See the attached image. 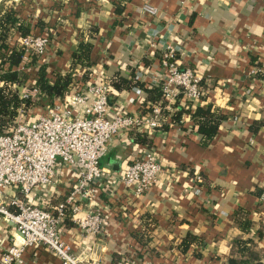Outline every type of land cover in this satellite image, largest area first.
I'll return each instance as SVG.
<instances>
[{"label":"crops","instance_id":"crops-1","mask_svg":"<svg viewBox=\"0 0 264 264\" xmlns=\"http://www.w3.org/2000/svg\"><path fill=\"white\" fill-rule=\"evenodd\" d=\"M143 3L155 12L144 11ZM0 7H13L31 24L41 21V29L32 28L50 36L36 62L48 70H65L70 51L94 24L91 82L99 74L130 71L150 81L159 76V55L170 45L178 66L193 68L202 88L198 100L187 104L179 95L175 102L191 109L211 103L226 114L205 144L188 113L178 122L169 119L175 106L163 114L162 127L144 133L149 145L136 141L132 130L109 141L98 157L114 178L111 193L99 188L95 198L103 211L100 231L85 233L67 216L60 222L61 238L82 264H229L231 252L239 257L231 239L249 235L258 264H264V77L256 76L264 75V0H0ZM255 67L260 69L248 73ZM110 88L108 114L142 111L151 102L139 87ZM43 111L39 107L33 117ZM146 146L159 170L144 191L132 194L119 177ZM194 173L203 180L197 182ZM73 181L72 169L63 164L52 182L25 196L6 188L2 197L15 195L52 210ZM243 219L250 221L247 231L240 228ZM187 233L197 240L182 249ZM16 237L12 222L0 216V253ZM18 264L69 263L36 244L22 250Z\"/></svg>","mask_w":264,"mask_h":264},{"label":"built area","instance_id":"built-area-1","mask_svg":"<svg viewBox=\"0 0 264 264\" xmlns=\"http://www.w3.org/2000/svg\"><path fill=\"white\" fill-rule=\"evenodd\" d=\"M142 9L151 14L156 10L149 3H143ZM19 42L24 53L18 69L24 68L28 52L38 56L44 53L49 39L45 33L36 32L25 34ZM158 63L160 74L152 75L150 81H160V95L145 110L108 114L111 86L99 74L96 80L86 81L82 88L72 86L62 100H54L32 118L25 119L17 111L12 124L0 133V213L12 222L17 236L16 240L9 239L1 246L0 264L20 263L22 250L36 244L49 247L63 263L82 264V258L74 255L70 245L61 238L59 227L62 218L67 216L85 233L100 231L103 211L95 198L99 188L111 193L114 178L98 164L99 155L113 137L130 130L146 133L160 127L163 109H169L178 95L192 101L202 96L201 77L191 67L178 66L173 47L166 45L161 50ZM259 69L252 68L248 73ZM30 87L35 91L33 81ZM28 94L21 85L19 97ZM63 164L72 169L74 181L52 210L15 195L3 199L6 188L25 196L33 187L52 182ZM158 170L159 164L146 146L126 163L119 179L130 193L139 194L155 181ZM193 178L200 180L198 173ZM86 264L99 262L91 260ZM114 264L124 262L119 260Z\"/></svg>","mask_w":264,"mask_h":264},{"label":"trees","instance_id":"trees-1","mask_svg":"<svg viewBox=\"0 0 264 264\" xmlns=\"http://www.w3.org/2000/svg\"><path fill=\"white\" fill-rule=\"evenodd\" d=\"M119 9L118 6L115 7V10L119 11ZM32 27L41 29V21L36 19L31 24L25 17L19 16L13 7H0V133L12 124L17 113V108L21 102L26 106L37 105L44 108L51 106L56 98L62 100L69 89L76 84L73 76V69L76 66L80 67L82 71V79L88 77L87 68L92 63L90 58L92 42L89 37H93L96 32V26L94 24L87 28L88 38L80 37L76 47L70 51L67 70L62 72L55 69L48 70L45 63H36L33 67V78L31 79H34L33 82L36 91L32 99L33 101H30L28 96L19 97L18 89L20 84H23L27 78L26 72L17 67L24 53L19 39L25 34L31 33ZM34 55L36 54L28 52V62L31 61L33 63L36 59ZM262 74L263 72L259 71L256 73V76L264 77ZM107 81L111 87L116 89L139 87L145 91L147 99L151 102L155 101L160 95V81L154 83L146 79L141 80L132 71H130L128 76L115 72L107 78ZM79 82L82 83L80 80ZM178 97L180 96L178 95L176 99ZM175 100L171 103V106H175L176 109L171 111L169 119L172 122H178L182 112L188 113L203 144L212 138L217 130L218 124L226 117V114L220 108L211 105V103L205 105L197 104L191 109L190 107L185 108L183 104L178 101L175 102ZM183 102L185 103V101ZM186 102L189 104L190 101L188 100ZM148 106L142 110L147 109ZM164 111L167 112L169 110L163 109V114H165ZM254 122L257 124L261 123V121ZM133 136L136 141L146 143V145L150 144L144 133L135 132ZM198 174L200 176V180L198 181L203 180L202 174ZM249 224L250 221L248 219H243L240 223V228L247 231ZM196 240L194 234H185L180 240L181 248L185 249L188 242ZM231 244L236 252L239 253V257L232 255L231 252L227 258L229 264L259 263L260 256L258 251L253 247L254 242L250 235L244 238L234 237L231 239Z\"/></svg>","mask_w":264,"mask_h":264},{"label":"rangeland","instance_id":"rangeland-1","mask_svg":"<svg viewBox=\"0 0 264 264\" xmlns=\"http://www.w3.org/2000/svg\"><path fill=\"white\" fill-rule=\"evenodd\" d=\"M8 3H11V2H8ZM29 15H31V14L29 13ZM31 17H33V16H31ZM34 31L36 32V29H33V32ZM33 32H31V33H33ZM34 56H35L36 59H38V55H34ZM36 59L33 61V63L31 61H29V62L27 61L24 64V68H19V69L23 70L24 72H26V74H27V78L24 80L23 84H20V86L25 84L24 86L26 88V91L29 93L28 94V98L30 99V101H33L32 99H33V97L35 96V93H36V91H34L32 89V87H30V85H31L30 80L33 78L32 77L33 76V67L37 63ZM52 69H54V68H52ZM67 69H68V66L66 67L65 70H67ZM55 70H57V69H55ZM65 70H63V71H65ZM73 76H74V79H75L74 82L76 83L75 85L82 88L84 86V84L86 83V81H88V80L91 81L92 80L91 79L92 72L90 70V66L87 68V76L88 77L86 79H82L81 78L82 77V71H81L80 67H78V66H76L73 69ZM79 80L82 81V83H80ZM75 85H73V86H75ZM39 107L40 106H37V105L26 106L24 103L21 102L19 104V108H18L17 111H18V113H22L21 117H24L25 119H28V118H32L33 117L34 112L37 111ZM0 216H3L2 213H0Z\"/></svg>","mask_w":264,"mask_h":264}]
</instances>
